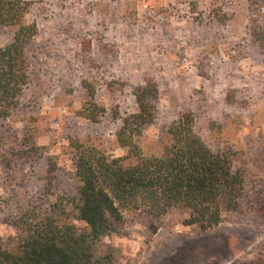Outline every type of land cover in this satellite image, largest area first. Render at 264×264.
Wrapping results in <instances>:
<instances>
[{
	"label": "rangeland",
	"instance_id": "rangeland-1",
	"mask_svg": "<svg viewBox=\"0 0 264 264\" xmlns=\"http://www.w3.org/2000/svg\"><path fill=\"white\" fill-rule=\"evenodd\" d=\"M36 34L30 80L0 116V247L35 222L85 231L75 209L73 142L109 157L133 88H156V115L137 134L140 155H160L169 127L189 116L195 133L242 177L239 208L217 227L185 226L171 209L122 210L96 244L95 264H238L264 252V0H21ZM15 26L0 24V48ZM95 105L99 120L82 112Z\"/></svg>",
	"mask_w": 264,
	"mask_h": 264
},
{
	"label": "trees",
	"instance_id": "trees-1",
	"mask_svg": "<svg viewBox=\"0 0 264 264\" xmlns=\"http://www.w3.org/2000/svg\"><path fill=\"white\" fill-rule=\"evenodd\" d=\"M21 0H0V24L17 29L0 48V116L8 117L30 80L27 46L36 34L34 24L23 22ZM155 86L133 88L136 111L122 120L117 141L127 149L122 157H109L95 147L73 142L75 176L79 182L75 209L85 231L60 225L54 218L35 222L15 247H0V264H95L96 244L115 232L122 210L140 211L152 217L148 229L171 209L187 215L185 226L202 231L217 227L239 208L242 177L231 162L217 155L195 133L189 116L171 124L168 141L160 155H140L136 142L141 129L156 113ZM82 112L99 120L95 105ZM238 264H264V252Z\"/></svg>",
	"mask_w": 264,
	"mask_h": 264
}]
</instances>
